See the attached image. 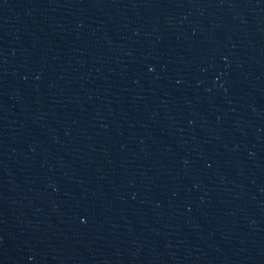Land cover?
Segmentation results:
<instances>
[{"label":"water","instance_id":"water-1","mask_svg":"<svg viewBox=\"0 0 264 264\" xmlns=\"http://www.w3.org/2000/svg\"><path fill=\"white\" fill-rule=\"evenodd\" d=\"M0 264H264V0H0Z\"/></svg>","mask_w":264,"mask_h":264}]
</instances>
